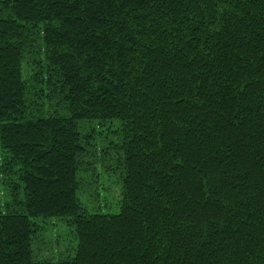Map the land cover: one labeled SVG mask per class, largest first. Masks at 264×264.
<instances>
[{
  "label": "trees",
  "instance_id": "1",
  "mask_svg": "<svg viewBox=\"0 0 264 264\" xmlns=\"http://www.w3.org/2000/svg\"><path fill=\"white\" fill-rule=\"evenodd\" d=\"M0 150V264H264V0H0Z\"/></svg>",
  "mask_w": 264,
  "mask_h": 264
},
{
  "label": "rangeland",
  "instance_id": "2",
  "mask_svg": "<svg viewBox=\"0 0 264 264\" xmlns=\"http://www.w3.org/2000/svg\"><path fill=\"white\" fill-rule=\"evenodd\" d=\"M115 139L113 133L109 131V129H104L95 136V144L96 147L103 148L106 146L109 140ZM2 157L0 150V158ZM93 158H90V160ZM103 161L97 163V171L90 172L86 176V183H90L94 185V190L91 192L86 189V193L82 190L79 192V196L81 200L88 206H93L91 208H95L97 210H103L107 212H118L120 211L119 200V172L117 170L109 169L104 170L102 165ZM106 165H112L110 162H105ZM94 175H97L94 178ZM97 185V186H96ZM8 187L7 185L0 182V201L5 202L8 198L5 194ZM94 191H99L93 197H90V194H93ZM93 192V193H92ZM38 247V255L40 256H49L51 258H64L74 252V247L76 246V238H74L73 234L70 231V228L67 226H58L53 228V225L46 224L42 238L39 240ZM56 252H62L61 254H57ZM57 254L52 256L53 254Z\"/></svg>",
  "mask_w": 264,
  "mask_h": 264
}]
</instances>
